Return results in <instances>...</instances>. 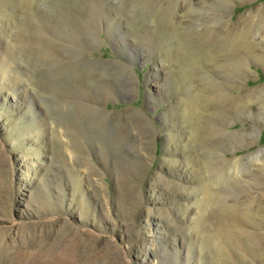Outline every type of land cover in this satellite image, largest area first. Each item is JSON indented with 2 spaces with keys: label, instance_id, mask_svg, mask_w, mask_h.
<instances>
[{
  "label": "rangeland",
  "instance_id": "1",
  "mask_svg": "<svg viewBox=\"0 0 264 264\" xmlns=\"http://www.w3.org/2000/svg\"><path fill=\"white\" fill-rule=\"evenodd\" d=\"M0 264H264V0H0Z\"/></svg>",
  "mask_w": 264,
  "mask_h": 264
}]
</instances>
